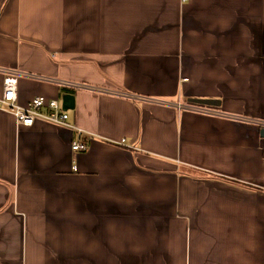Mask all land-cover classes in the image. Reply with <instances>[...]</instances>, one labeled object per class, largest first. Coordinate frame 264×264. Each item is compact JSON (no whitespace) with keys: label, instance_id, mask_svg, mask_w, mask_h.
Returning <instances> with one entry per match:
<instances>
[{"label":"crops","instance_id":"0c3cea01","mask_svg":"<svg viewBox=\"0 0 264 264\" xmlns=\"http://www.w3.org/2000/svg\"><path fill=\"white\" fill-rule=\"evenodd\" d=\"M0 68L264 121V0H0ZM65 94L75 129L0 111V264H264L259 128L18 83Z\"/></svg>","mask_w":264,"mask_h":264},{"label":"built area","instance_id":"2783aa9c","mask_svg":"<svg viewBox=\"0 0 264 264\" xmlns=\"http://www.w3.org/2000/svg\"><path fill=\"white\" fill-rule=\"evenodd\" d=\"M0 75L4 77V91L2 97L0 98V111L11 113L16 118L17 123L25 127H32L40 121L62 128L75 129V127H73L69 122V111H64L62 103L57 100H50L49 102H47L45 98L38 97L30 102L28 106H21L18 102V83L20 79H27L38 82H49L70 91L89 92L92 94L125 99L144 105L170 108L181 113H190L198 116L218 118L222 120L255 126L261 131L264 130V121L262 120H254L235 115L224 114L215 107H209L190 102L182 103L179 101L174 102L163 100L160 98L148 97L126 91L116 90L113 88H103L79 82L46 79L41 76L6 68H0ZM72 149L74 152L87 151V142H84V140L81 139L80 141L73 144Z\"/></svg>","mask_w":264,"mask_h":264},{"label":"water","instance_id":"95a60500","mask_svg":"<svg viewBox=\"0 0 264 264\" xmlns=\"http://www.w3.org/2000/svg\"><path fill=\"white\" fill-rule=\"evenodd\" d=\"M63 101V110L64 111H74L76 99L72 94H65L62 98ZM190 103L205 105L209 107H220V101L217 100H201V99H192ZM262 136L264 137V130H262Z\"/></svg>","mask_w":264,"mask_h":264},{"label":"rangeland","instance_id":"374dc122","mask_svg":"<svg viewBox=\"0 0 264 264\" xmlns=\"http://www.w3.org/2000/svg\"><path fill=\"white\" fill-rule=\"evenodd\" d=\"M72 111H69V113H71Z\"/></svg>","mask_w":264,"mask_h":264}]
</instances>
